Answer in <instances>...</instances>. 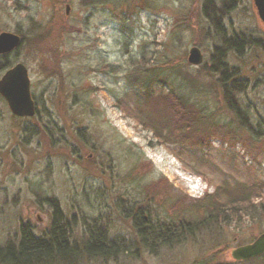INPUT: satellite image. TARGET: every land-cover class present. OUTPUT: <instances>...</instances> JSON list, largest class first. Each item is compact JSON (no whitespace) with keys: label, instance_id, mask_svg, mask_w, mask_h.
Wrapping results in <instances>:
<instances>
[{"label":"rangeland","instance_id":"374dc122","mask_svg":"<svg viewBox=\"0 0 264 264\" xmlns=\"http://www.w3.org/2000/svg\"><path fill=\"white\" fill-rule=\"evenodd\" d=\"M206 1L0 0V33L19 38L0 77L22 64L37 110L15 117L0 97V247L23 229L49 240L60 212L75 253L32 264H264L208 254L264 232V29L252 0ZM140 189L191 225L215 220L208 202L241 220L148 251L119 211ZM99 230L115 251L86 256Z\"/></svg>","mask_w":264,"mask_h":264},{"label":"flooded vegetation","instance_id":"af4514ba","mask_svg":"<svg viewBox=\"0 0 264 264\" xmlns=\"http://www.w3.org/2000/svg\"><path fill=\"white\" fill-rule=\"evenodd\" d=\"M255 13H256V10H255ZM256 17L258 18V21L260 22V24L262 25L264 29V21L259 19V17L257 16V13H256ZM4 55L5 54L0 55V57ZM36 114H37V110L34 104V113L29 118L35 117ZM18 118H24V117H18ZM50 122H51L49 123L50 129L48 130V133H50L49 135L50 137H52L53 128L56 129V127L52 120H50ZM213 193L214 191L212 192V194ZM138 196H140L139 198L140 201L135 202L134 200L132 201L127 200L125 205H123L125 209L121 208V210L119 211L123 213L122 214L123 219L134 230L133 232L135 234L134 238H135L136 243L142 244L144 247L147 248L148 251H151L153 247H156V246L162 247L164 245H176L178 243L187 242L188 239L194 235V233L195 234L201 233V230L205 227H209V228L215 227L216 230H219V229H222L224 225H227V224L231 225L233 224V222H237V225H238L241 220L240 214L235 216L234 213H232L233 209L228 208L229 210H225V209L223 210L221 209L222 207L217 206L218 208L214 209L216 211L214 212V215H213L215 217V220L202 221L203 223H206V225H201V223L199 224L194 223L195 225H191V223L189 222L185 223V221L180 218V215L178 212L179 210L177 211L174 208L171 210H166V209L159 210L160 208L152 209L155 207H160L161 204L156 205V203H153L155 202V198H154L155 195L152 194L151 196V194H148L146 192V189H140V191L138 192ZM204 198L205 196L202 197V199ZM116 206L118 205L116 204ZM55 210L57 211L58 209H55ZM53 212H54V209H53ZM59 215L61 217L60 212H59ZM54 220L55 219H53L51 223L52 230L57 228L58 230H60V232L64 233V235L66 236L64 226L62 227L61 225L60 226L58 225L56 228H53ZM52 230H51V233H52ZM50 234L47 237V239L51 240L52 237H50ZM129 238L132 240V237H129ZM215 239H218V237ZM108 240L111 241L110 239ZM111 242L113 243V241ZM232 242L236 243V239L233 238ZM19 244H20V240L15 246L14 245L13 246L17 248ZM225 244L226 243L218 241V240L214 241L211 251L208 252L209 256L213 259H223L227 255L230 256L231 252L234 249L242 246V245H236L235 247H233L232 249L228 251V247ZM17 254L19 253L17 252ZM262 257H264V254L254 259H258ZM236 263H239V262H236Z\"/></svg>","mask_w":264,"mask_h":264},{"label":"trees","instance_id":"16d2710c","mask_svg":"<svg viewBox=\"0 0 264 264\" xmlns=\"http://www.w3.org/2000/svg\"><path fill=\"white\" fill-rule=\"evenodd\" d=\"M206 3L209 4L210 0H207ZM222 41H223V44H225L224 37L222 38ZM7 67L8 65L6 63V68ZM154 77L155 76L151 74L149 75V77H147V79H144V81L142 80L140 83L142 88L147 87L149 89L148 91H146L144 95L146 101L151 100L150 88L151 86H153ZM224 78H226L225 73H223V78H222L223 81H224ZM160 99L163 100L166 98L158 97V98H155L154 100H160ZM167 103L168 102H166V104ZM180 105L182 107L181 110H182L183 118L185 116H191L192 113L188 112L184 104L180 103ZM169 107L172 108L170 104H169ZM184 121L185 123H190V121L192 120L185 118ZM184 126H188V125L185 124ZM257 133L258 132H255V135ZM243 196L245 195L237 193V194H234L233 200H228L225 202L228 206L232 204H238L240 203L239 202L240 200L239 199L237 200V198L243 197ZM208 199L210 198L208 197ZM247 201L248 200H243L244 203H248ZM207 204L212 206V212L214 213L216 211L214 209L217 208L218 205L216 203H209V202ZM54 214H58L55 208H54ZM54 219L55 220H54L53 228H56L58 225L60 226V222H62V219L60 216H57V215ZM50 237H52L51 240L50 239L49 240L36 239L30 233H26V231L23 229L21 232V242L17 248H15L13 245H6L5 247H0V262L8 263V264H32V263H38L40 262V260L48 261L49 259H51V256L53 254L65 256L67 254L71 255L75 253V248L69 245V242L65 239L64 233L60 232V230H58L57 228L52 230ZM114 246H116L115 243L114 242L112 243L111 241L107 239L105 232H103L102 230H99L97 232H93L89 234L88 241L85 244L84 252L86 256L104 255L107 252H112V251L114 252L115 251L113 250ZM17 252L19 254H17Z\"/></svg>","mask_w":264,"mask_h":264},{"label":"water","instance_id":"95a60500","mask_svg":"<svg viewBox=\"0 0 264 264\" xmlns=\"http://www.w3.org/2000/svg\"><path fill=\"white\" fill-rule=\"evenodd\" d=\"M257 16L264 21V0H252ZM65 14L69 6H65ZM19 45V38L13 34L0 33V55L7 54ZM203 57L199 49L192 47L187 53V63L198 66ZM0 97L6 102L10 113L17 117H30L34 113V103L29 92V79L26 68L18 63L6 70L0 77ZM264 254V232L251 243L242 245L231 252L235 262H245Z\"/></svg>","mask_w":264,"mask_h":264}]
</instances>
